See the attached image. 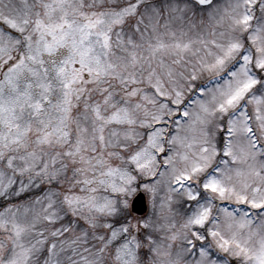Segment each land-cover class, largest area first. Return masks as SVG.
Instances as JSON below:
<instances>
[{
    "label": "snow or ice",
    "instance_id": "obj_1",
    "mask_svg": "<svg viewBox=\"0 0 264 264\" xmlns=\"http://www.w3.org/2000/svg\"><path fill=\"white\" fill-rule=\"evenodd\" d=\"M0 264H264V0H0Z\"/></svg>",
    "mask_w": 264,
    "mask_h": 264
}]
</instances>
